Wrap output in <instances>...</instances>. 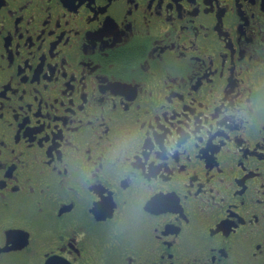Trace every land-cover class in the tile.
I'll use <instances>...</instances> for the list:
<instances>
[{
    "label": "flooded vegetation",
    "instance_id": "af4514ba",
    "mask_svg": "<svg viewBox=\"0 0 264 264\" xmlns=\"http://www.w3.org/2000/svg\"><path fill=\"white\" fill-rule=\"evenodd\" d=\"M0 264H264V0H0Z\"/></svg>",
    "mask_w": 264,
    "mask_h": 264
}]
</instances>
